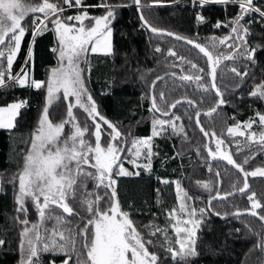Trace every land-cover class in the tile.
I'll return each instance as SVG.
<instances>
[{
	"label": "trees",
	"instance_id": "1",
	"mask_svg": "<svg viewBox=\"0 0 264 264\" xmlns=\"http://www.w3.org/2000/svg\"><path fill=\"white\" fill-rule=\"evenodd\" d=\"M39 1L32 0L33 3ZM50 1L56 2V0ZM132 1L107 0L110 5L120 6L116 8L115 19L111 23L112 52L108 56H99L92 64L93 68L89 73L90 88L97 108L100 114L115 124L121 132L122 139L118 142L119 145H125V141L128 143L133 138L150 136L153 119L155 117L171 119L172 113L180 117L184 132L180 134L164 132L156 137L153 143L154 161L149 172L142 171L137 176L118 177L116 192L120 208L140 224L137 226L143 238L152 241L148 246L149 251L155 252L160 258L159 264H185L183 261H171L170 254L164 247L162 232L153 236L150 231L159 228L160 225L162 227L166 225L168 220L166 214L176 205L173 183L171 180L169 183H162L160 180L164 178L181 180L183 177L184 180L180 182L187 194L195 199L206 198V215H202L204 219L196 240L198 255L190 257L187 264H263L264 252L259 248L264 238L263 223L251 216H231V214L237 210L250 209L251 202L247 197L251 192H255L256 199L264 205V177L249 176L247 178L249 189L245 193H240L238 189L243 186V173L220 158V154L216 152L214 138L211 136L210 148L217 153V158L210 160L205 150V138L195 124V114L197 111H207L214 106L218 98L213 90L205 91L204 88L198 87L195 80L180 79L182 75L199 74L203 77L202 82L209 84L210 76L206 75L210 72L206 63L207 58L195 47L148 32L140 24L137 8L134 5L129 6ZM152 1L140 0V12L150 25L205 46H209L208 40L211 37L223 38L231 32L230 27L217 29L216 22L227 24L240 11L236 4L225 6L208 4L200 7L194 6L191 0H158L165 5L147 6ZM100 2L101 0H84L88 6ZM254 3L264 8L260 0H254ZM73 13L68 11L64 12V15ZM197 13L204 15V22L197 21ZM103 14H105L104 10ZM253 17L254 13H249L242 21L245 26L252 21L249 28L250 35L247 37L248 44L252 47L257 44L264 45V26L260 27ZM29 19L30 17L23 22V26L28 31L22 40L20 53L14 61L13 72L22 65L27 45L32 37ZM50 43L49 35L43 36L37 43L35 73L41 78L45 76V66H52L55 63L54 54L48 52ZM157 47L161 51L157 52L155 50ZM170 49L176 53L175 56L169 55ZM218 51L227 53L228 49L226 45H220ZM213 55L215 56L216 52H213ZM179 57L185 59L181 60ZM188 61L204 69V72L198 73L192 70ZM232 67H236L241 72L246 71L247 76H236L229 71ZM173 73L175 76L172 75ZM157 77L162 79L157 80ZM153 81H156L154 88ZM262 82H264V50L256 53L255 63L239 57L234 62L222 61L217 68L216 85L223 93L225 103L220 105L211 116L199 117L200 124L206 131L214 130L216 137L224 141L221 145L222 149L230 153L237 163H242L246 157L251 158L249 163L244 165L245 171L248 172L263 166L264 150L257 144H250L246 137L230 136L227 128L240 121L258 119L255 116L257 111L264 114V99L249 95L256 85ZM161 92L164 94L163 99L160 97ZM45 94L46 88L38 90L11 83H8V87L0 88V106L21 99L29 104L28 109L21 110L13 129L0 130V238L6 240L5 246L0 247V264H19L18 242L22 226L14 217L19 216L20 220L27 218L30 221L29 225L39 222L38 213L30 200L25 201L28 207L27 217L16 212L18 204L15 197L18 180L15 183L11 181L13 175L23 165V154L29 146L31 134L38 125ZM153 95L156 96L157 104L164 111H169L168 117L150 111V97ZM177 100L181 103L176 108L170 109L168 105ZM189 100L194 101L195 106L187 103ZM66 112V101L61 98L50 107L49 116L57 123L67 119ZM73 112L81 127L87 122L90 130H94L91 120L82 109L77 107ZM103 127L108 130L106 125ZM70 128V125H66L65 132L67 133ZM253 130L258 133L261 131L258 122L253 125ZM86 138L92 140L88 134L85 135ZM238 145L242 151H237ZM216 172L220 173L219 177L215 175ZM8 175L12 178L7 179ZM206 180L212 185L210 190L197 184L198 181ZM90 184L91 181L87 182V191ZM217 191L221 195L226 193L232 195L227 199L211 201L208 209V201ZM91 192H98L103 197L110 190L95 188ZM81 195L80 192L77 193V201ZM68 203L79 213V216L67 217L65 214V218L70 224L75 222L76 225L80 223V217L85 216V213L78 202L69 200ZM106 205V200L101 203L102 208ZM56 211L61 213L60 209ZM257 212L264 215V210L257 209ZM222 216L225 218L222 219ZM50 222L52 221L46 220L44 223L48 225ZM169 233L167 231V237ZM51 259L59 263L63 257H53L49 254L40 257L43 264H47Z\"/></svg>",
	"mask_w": 264,
	"mask_h": 264
},
{
	"label": "snow or ice",
	"instance_id": "2",
	"mask_svg": "<svg viewBox=\"0 0 264 264\" xmlns=\"http://www.w3.org/2000/svg\"><path fill=\"white\" fill-rule=\"evenodd\" d=\"M157 3L158 0H153ZM133 3L140 7V0H133ZM209 3L218 5L236 4L239 13L234 16L227 24L217 21L215 27H230L231 32L223 38L211 37L208 45L195 43L192 39L177 36L178 40H186L188 44L194 45L200 53L206 57V63L210 68L209 75L211 81L204 84L203 77L196 75H182V81L197 82V86L204 88L205 91L214 90L215 96L218 98L214 106L209 108L203 115L211 116L217 111L220 105L225 103L223 93L217 87L216 73L217 68L222 61H235L238 57L255 63V55L258 51L264 50V45L257 44L252 47L248 44L247 37L250 35L249 28L252 21L245 26L242 21L249 13H255L264 22V8L254 5V0H193V5L204 7ZM105 15L90 16L86 10L88 6L84 0H42L40 3H33L32 0H0V88L8 87V82L20 86L33 87L35 89L46 88V102L42 107L41 115L38 119V125L30 136L29 146L23 154V165L17 173L13 175L12 183L18 180V194L15 199L18 204L16 212L27 217L28 207L25 201L30 200L32 206L38 213L39 222L31 223L25 218L19 219L14 217L15 221L22 226L19 232V264H43L40 257L49 254L53 257L62 256L61 264H159L160 258L155 252L149 251L151 240H145L140 231L133 225L129 214L124 212L119 205L115 184V176L139 175L129 172L124 166L122 159L125 152L132 153V158L127 162L134 167H141L137 164V160L144 155L148 163L143 165L144 168H150L151 159L154 155L152 151V140L154 137L160 136L165 131V126L171 127L173 132L177 131L175 121L180 117L172 113L171 119H153L151 135L143 139H135L131 142L130 148H125L118 144L122 139L119 129L111 121L101 115L95 100L85 85L84 69L80 67L82 61L89 53L112 52V21L115 19V10L120 5H110L101 0ZM69 8H78L81 14L75 16H64V12ZM31 20L33 37L42 33L50 22L57 36L58 47L52 49L54 53H58L59 66L51 69V75L46 80H36L34 77L29 82V73L21 71L12 74L14 60L21 50L22 40L28 29L23 26V22L29 17ZM41 16L43 17L41 19ZM140 20L143 25L151 29L153 33L160 30L153 27L144 18L143 13L140 14ZM196 19L204 22L205 17L202 13H197ZM89 21L88 25L85 21ZM168 35H173L168 33ZM231 41V43H229ZM220 45H226L228 52H220ZM211 48V50H210ZM161 51L159 47L155 49ZM216 52V55H213ZM169 55L175 56L176 53L169 50ZM33 54L31 48L27 53L26 63H31ZM184 60V57H179ZM6 60V68L4 61ZM190 68L198 73L204 72V69L198 68L195 63L188 61ZM236 76H247V72H241L236 67L229 69ZM90 73V68L88 69ZM175 76V73L172 74ZM162 77H157V80ZM156 81L152 82L154 88ZM252 97L264 99V82L256 85L255 89L249 93ZM163 92L160 97L163 99ZM69 97L75 98L73 104ZM63 99L67 102V119H63L58 123H53L49 116L50 106L54 102ZM151 99V109L154 113H160L162 116L168 117L169 111H164L156 101V96ZM181 101L177 100L171 105L170 109L176 108ZM191 106H195L194 101H187ZM27 101L21 99L6 105L0 106V129H13L16 119L20 115L21 110L26 108ZM82 109L92 122L90 130L89 125L85 122L81 127L76 122L74 108ZM202 115L200 111L195 114V123L199 127L204 137L215 138V146L217 151L220 150L224 141L216 137V132L206 131L204 126L200 124L199 117ZM261 128L259 133L250 131L253 125L257 123V119H250L247 122L236 123L234 126L227 128L230 136L246 137L247 141L259 145L264 150V114L255 113ZM66 125L71 128L66 133ZM107 126L105 130L103 126ZM244 129V130H241ZM183 132V126L179 128ZM88 134L94 140L85 139ZM102 134L108 138L107 146L102 147ZM187 134L185 133V137ZM125 143H127L125 141ZM207 147V145H205ZM237 151L242 149L237 146ZM208 153L213 159L217 158V153L208 148ZM220 158L227 161L228 165L234 166L239 172L243 173V186L238 189L240 193H245L249 189L247 178L264 177V167H257L255 170L245 171L244 165L249 163L250 157H246L242 163H237L230 153L221 152ZM91 169L94 171H90ZM211 171V168H209ZM219 177L220 173L215 174ZM94 181L95 188L109 189L105 196H100L98 192L87 191V181ZM162 183H169L167 180ZM199 187L210 190L212 185L210 182H197ZM235 187V184L233 185ZM177 189L180 185L177 182ZM82 193L77 201V193ZM226 193L221 195L219 191L212 199H227ZM178 198L181 200L177 208L171 209L168 216L172 223V229L175 232V245L170 246L167 251L171 258L177 261H183L187 264L190 257L198 255L196 250V235L202 219H195L197 211L203 215L204 208L197 210L194 206L186 201L192 199L186 192ZM247 199L251 202L249 210L240 212L237 210L233 215L240 216L250 214L258 217L264 222V215H260L257 209L264 210V205L256 199V193L251 192ZM69 200L79 203L81 210L85 216L80 217V223L74 227L66 226L70 224L67 217H78L79 213L74 210L68 203ZM107 201L105 207H101L103 201ZM211 200L209 201V206ZM54 209H60V214H53ZM179 213V216L177 215ZM187 219H183V216ZM220 215V213H216ZM55 221L51 229L44 226L45 221ZM82 225V226H81ZM264 228V225H262ZM239 231V229H237ZM159 232L165 233L167 239V230L156 228L151 235L155 236ZM6 240L0 238V247L5 246ZM261 252H264V238L259 244ZM47 264H56L55 259H51Z\"/></svg>",
	"mask_w": 264,
	"mask_h": 264
},
{
	"label": "rangeland",
	"instance_id": "3",
	"mask_svg": "<svg viewBox=\"0 0 264 264\" xmlns=\"http://www.w3.org/2000/svg\"><path fill=\"white\" fill-rule=\"evenodd\" d=\"M192 2H193V0H191ZM261 1V4H264V0H260ZM40 2H42V0H40L39 1V3ZM50 2H52V1H50ZM131 4V3H130ZM132 4H133V1H132ZM209 4H214V3H209ZM230 4H232V3H230ZM161 5H165L164 3H162V2H157V3H154L153 1L152 2H150V3H148L147 4V6H152V7H157V6H161ZM218 5V4H217ZM254 5L255 6H258V7H260L258 4H255L254 3ZM222 6H225V5H222ZM262 8V7H261ZM106 14V13H105ZM105 14H103V15H105ZM64 16H66V15H64ZM257 17H259L257 14H255L254 13V17H253V19H255V18H257ZM43 17L41 16V19H42ZM33 19V17H31L30 16V19H29V26H31L32 27V24H31V20ZM87 21V20H86ZM86 23V22H85ZM90 22H87V24H89ZM86 24V25H87ZM48 26H53L50 22L47 24V27ZM55 36H56V33H55ZM58 47V42H57V36H56V41H55V48H57ZM90 52V51H89ZM57 54V56H56V64L55 65H53V66H51L50 68H49V71H47V75H46V78H45V80L48 78V76H50L51 75V69L52 68H55V67H58L59 66V61H58V53H56ZM5 62V61H4ZM5 64V63H4ZM91 66H92V64H91V61H90V59H86V57H85V59H84V61H82L81 62V64H80V67L82 68V69H84V74L86 75V72L88 71V69L90 68V71H91ZM87 70V71H86ZM89 73V72H88ZM69 100L74 104L75 103V98L74 97H69ZM45 102H46V97H45ZM45 102H44V105H45ZM57 102V101H56ZM55 103V102H54ZM66 104H67V102H66ZM43 105V106H44ZM51 107V106H50ZM41 115V114H40ZM154 119H161V118H157V117H155ZM258 120V119H257ZM247 121H249V119H247V120H245V121H240V122H238V123H243V122H247ZM77 122V121H76ZM258 122V121H257ZM53 123H55V122H53ZM58 123V122H57ZM175 123H176V125H177V131L175 132V133H178V134H180V133H183V132H180L179 131V128H180V126L182 125L181 124V121H180V119L179 120H177V121H175ZM70 127H71V125H70ZM241 130H244V129H241ZM107 131H110L109 129L107 130ZM250 131H252V132H257V131H255V130H253V128L250 130ZM34 132V131H33ZM165 133H172L173 132V130L171 129V127H169V126H165V131H164ZM163 132V133H164ZM258 133V132H257ZM151 135V134H150ZM143 138H146V137H140V138H133L130 142H128V143H126L125 145H121V146H124L125 148H130L131 147V142L133 141V140H135V139H143ZM244 138V137H243ZM87 139V138H86ZM155 139H156V137H154L153 138V140H152V145H153V143H154V141H155ZM107 142H108V138L106 137V136H104L103 134H102V140H101V144H102V147H106L107 146ZM93 144H94V142H93ZM214 144H215V138H214ZM216 147V146H215ZM153 147H152V151H153ZM225 152V150L224 149H222V146H221V148H220V150L219 151H217V149H216V152L218 153V154H220L221 152ZM177 154V153H176ZM132 158V153H128V152H125V154H124V158L122 159V161L121 162H123V166L129 171V172H133V173H135V172H149L150 170H151V166H150V168H144L143 167V165H145V164H147L148 163V161H147V159L145 158V156L144 155H142L138 160H137V164L138 165H141V167H139V168H137V167H134L132 164H130V163H128L127 162V160L128 159H131ZM262 160H263V166H260V167H264V155L262 156ZM153 156H152V159H151V165H152V163H153ZM87 170H90V171H92L91 169H87ZM253 170H255V169H253ZM253 170H251V171H253ZM250 171V172H251ZM12 175V174H11ZM11 175L9 176H7V179H11L12 177H11ZM130 176H132V175H130ZM135 176V175H134ZM137 176V175H136ZM118 177H122V176H115V175H113V179H115L116 180V184H115V189H116V185H117V179H118ZM163 180H167V181H169V180H171V182L173 183V186H174V192H175V194H176V205L173 207V208H177V210H178V206H179V203L181 202V200L178 198V191L180 192V195L182 196L183 195V193L184 192H186L187 193V191H186V189L181 185V182L180 181H182V180H184L183 179V177H182V179L180 180H178L177 178H173V179H166V178H164V179H162V180H160V182L161 181H163ZM89 181H91V180H89ZM89 181H87V182H89ZM177 182L179 183V185H180V189L178 190L177 189ZM203 182H208L207 180L206 181H203ZM18 185V184H17ZM89 190L88 191H90L91 192V190H93V189H95V182L94 181H91V184L89 185ZM18 194V187H17V193H16V195ZM82 194V193H81ZM116 195H117V192H116ZM188 196L189 197H191L192 199H190V200H188V201H186L188 204H190V205H192V206H194L197 210H199V209H201V208H204L205 209V212L203 213V214H205L206 215V198H203V197H199V198H197V199H195L193 196H191V195H189L188 194ZM172 208V209H173ZM57 209H54L53 210V214H60L59 213V211H56ZM171 211V209L167 212V214H166V218L168 219L167 220V224L166 225H164L163 227L160 225V227L161 228H163V229H166L167 231H169L170 233H169V235H168V237H167V239L165 238V233L164 232H162V235H163V237H164V247H165V250H166V252H168L167 251V249L170 247V246H176V247H178L177 245H175V239H176V235H175V232H174V230L172 229V223L174 222V221H171L170 220V218H169V216H168V213ZM61 212H62V210H61ZM125 212V211H124ZM177 215L179 216V213L177 212ZM129 217H130V215H129ZM183 219H187L188 217L185 215V216H183L182 217ZM130 219H131V221H132V223H133V225L137 228V230L138 231H140L139 229H138V226L137 225H140L139 223H137L136 221H135V219L134 218H132V217H130ZM195 219H202V221H203V219H204V217L203 216H201V214L199 213V211H197V216L195 217ZM38 223V222H37ZM55 223V221H52V222H50L48 225H45V223H44V226L45 227H47V228H49V229H51L52 227H53V224ZM75 224V222H72L71 224H69V225H66V226H71V227H73L72 225H74ZM202 224V223H201ZM201 224L199 225V228H198V231H197V234H198V232L200 231V228H201ZM29 226H31V225H29ZM75 226V225H74ZM159 227V228H160ZM156 229H150V231L151 232H154ZM141 233V232H140ZM196 240H197V235H196ZM170 259H171V261H174V262H180V261H177V260H173L172 258H171V256H170ZM56 264H61V262H59V263H56Z\"/></svg>",
	"mask_w": 264,
	"mask_h": 264
},
{
	"label": "crops",
	"instance_id": "4",
	"mask_svg": "<svg viewBox=\"0 0 264 264\" xmlns=\"http://www.w3.org/2000/svg\"><path fill=\"white\" fill-rule=\"evenodd\" d=\"M78 14H80V13H73V14H68V15H66V16H75V15H78ZM102 16V15H101ZM86 23L85 24H87V22H89V21H85ZM88 25V24H87ZM53 29V26H48V27H46L43 31H42V33L41 34H39V35H36L35 37H33V34H32V37H31V39H30V41H29V43H28V45H27V49H26V53H25V58H24V60H23V63H22V65L20 66V68L16 71V72H13L12 71V74H17V73H19V72H21V71H27L28 73H29V82H30V80H31V78H35L36 80H41V81H43V80H45V78H46V75H47V71H49V68L51 67V66H45V68H46V73H45V76H44V78H41L40 76H37L36 75V73H35V60H36V53H37V43L40 41V39H42L43 38V36H45V35H49V37H50V39H51V43L49 44V46H48V52L49 53H51V54H54V59H55V63L53 64V65H55L56 64V56H57V54L56 53H54L53 51H52V49H54L55 48V41H56V36H55V31L54 30H52ZM31 48V50H32V54H33V59H32V61H31V63H26V61H27V53L29 52V49ZM109 54H104V53H95V54H93V53H91V52H89L88 54H87V56H86V59L88 60V59H90V61H91V64H93L94 63V61L96 60H98V58H99V56H108ZM15 61V60H14ZM52 65V66H53ZM4 66H5V68H6V60H5V64H4ZM92 68H93V66H91V70H92ZM87 71V70H86ZM91 72V71H90ZM84 76H85V85H86V87H87V89H88V91L91 93V95L93 94L92 93V90H91V88H90V78H89V73H88V71L86 72V75L84 74ZM8 83H11V82H8ZM12 84V83H11ZM16 86H19V87H24V86H20V85H17V84H15ZM26 87H28V86H26ZM32 89H35V88H33V87H31ZM45 97H46V94H45ZM92 97H93V95H92ZM93 99H94V97H93ZM0 130H11V129H0Z\"/></svg>",
	"mask_w": 264,
	"mask_h": 264
},
{
	"label": "water",
	"instance_id": "5",
	"mask_svg": "<svg viewBox=\"0 0 264 264\" xmlns=\"http://www.w3.org/2000/svg\"><path fill=\"white\" fill-rule=\"evenodd\" d=\"M134 6L137 8V11H138V16L140 17V14H141V12H140V7H137L135 4H134ZM139 21H140V24L148 31V32H150V33H152V34H155V35H162V36H166V37H168V38H172V39H174V40H176V41H178V42H181V43H183V44H186V45H188V46H192V47H194V45H191V44H188L187 42H186V40H178V39H176V37L177 36H180V35H178V34H176V33H173V32H169V31H166V30H160L159 32H157V33H153L152 31H151V29L149 28V27H147V26H144L143 25V21H141L140 20V18H139ZM168 33H172L173 35H168ZM181 37H183V36H181ZM195 42V41H194ZM195 43H197V42H195ZM210 81H211V78H210ZM215 83H216V81H215ZM214 91V90H213ZM215 93V92H214ZM218 109V108H217ZM205 112H207V111H205ZM205 112H201L202 113V115H203V113H205ZM214 114V113H213ZM196 118V117H195ZM196 124V123H195ZM197 126V125H196ZM197 128H198V130H199V127L197 126ZM200 131V130H199ZM203 135V134H202ZM205 138V145H207V147H205V150H206V153H207V155L209 156V158H210V160H213V158H212V156H210L209 155V153H208V148H210V136L209 137H204ZM216 195V194H215ZM214 195V196H215ZM232 195V194H231ZM231 195H228L227 197H229V196H231ZM223 196V195H222ZM211 201H213V200H217V199H210ZM209 200V201H210ZM209 201H208V209L210 208V206H209ZM240 212H246V210H239ZM237 211H234L233 213H236ZM233 213L231 214V216H236V215H233ZM244 215H247V216H251V217H254V216H252V215H250V214H244ZM244 215H240V216H244ZM222 219L223 218H225V217H221ZM254 218H257L258 220H259V218L258 217H254ZM262 222V221H261ZM263 223V225H264V222H262ZM263 264H264V260H263Z\"/></svg>",
	"mask_w": 264,
	"mask_h": 264
},
{
	"label": "built area",
	"instance_id": "6",
	"mask_svg": "<svg viewBox=\"0 0 264 264\" xmlns=\"http://www.w3.org/2000/svg\"><path fill=\"white\" fill-rule=\"evenodd\" d=\"M103 2L109 4L107 2V0H103ZM99 5H101V2L99 4L92 5L91 7H88L86 9L88 11V13H89L90 16H101L102 15L104 8L102 6H99ZM132 5H133L132 3L129 4V6H132ZM92 10H94V11H92ZM68 11H72L74 13H80V10L78 8H69L65 12H68ZM254 21L260 27H263L264 26V22H261L260 17L255 18ZM28 108H29V104H27L26 108H24V109H28Z\"/></svg>",
	"mask_w": 264,
	"mask_h": 264
}]
</instances>
